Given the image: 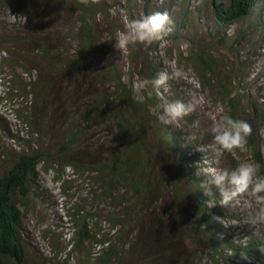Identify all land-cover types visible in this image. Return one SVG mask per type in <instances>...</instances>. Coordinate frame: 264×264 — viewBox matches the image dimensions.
Returning a JSON list of instances; mask_svg holds the SVG:
<instances>
[{
    "label": "trees",
    "instance_id": "16d2710c",
    "mask_svg": "<svg viewBox=\"0 0 264 264\" xmlns=\"http://www.w3.org/2000/svg\"><path fill=\"white\" fill-rule=\"evenodd\" d=\"M6 1L14 0H0V5ZM15 1H18L26 18L25 24L20 26L23 29L20 41L24 47L14 51L15 45L4 44L0 49L6 56L8 53L18 54L29 61L28 64L14 62L11 81L22 83L19 90L32 98L30 104L26 103L28 110L20 115L26 136L11 130L3 120L2 126L0 124L7 136L5 140L9 141V145L6 141V144L0 142V264H26L31 258L35 247L28 239L22 204L29 199L43 200L37 181L39 167H54L57 171L70 168L91 178L89 192L95 208L89 211L78 203L73 217V248L80 253L78 264H201L204 257L209 258L212 264H254L252 260L264 262V233L245 225V236H241V233L213 220V216L224 220L228 218L223 207L217 205L208 209L205 204L207 197L200 187L205 177L195 175V171L201 163L204 166V156L210 153L208 139L197 136L195 132L192 134L183 126L162 124L153 108L158 105L156 93L144 89L134 92V83L123 79L112 60L106 65L104 63L101 71L96 70L89 76V69L85 65L95 56L89 54L94 42L91 29L88 30V37L80 41L79 49L70 53L71 49L64 41L68 34H63L61 19L53 24L47 23L60 10L77 12L82 10V6L88 7L89 0ZM181 1L186 4L183 11L176 7L178 0H156V4L160 12L168 13L172 22L170 32L178 28L184 30L186 19L192 12L195 17L194 12L200 13V8L210 11V18L215 22V27L208 30L212 43H208L207 51L191 52L189 59L194 62L204 84L211 87L217 84L220 87L221 97L228 99L232 108L229 117L244 120L250 125L251 132L245 144L258 166V176L264 177V152L260 136L261 126H264V108L261 111L260 107L253 106V115L242 117L237 110L236 97H230V93L233 81L241 76L243 80L245 73H238L237 69L224 73L210 58L214 46L233 50L239 60L242 56L238 48L247 34L258 31L264 39V0H199L195 5L191 4V0ZM81 14V21L84 22L86 14ZM43 21L49 26L46 31L40 28ZM238 22L246 23L249 31L242 26L234 31L232 37L226 30ZM252 44V48H256L253 39ZM112 47L115 49L114 45ZM17 67L30 75L26 85L23 84V75H16ZM137 95L142 96L143 100L138 101ZM151 132L158 138L159 147L162 146L160 150H164V153L160 151V160L156 159L150 141ZM48 134L53 137L46 142L44 136L48 137ZM91 136L104 140L108 146L105 152L96 153L101 157L98 161L95 157H84L88 147L83 143ZM109 144H114L111 150ZM164 154H167L166 162L163 161ZM157 161L163 167L158 179L153 174ZM126 188L133 190L138 198L134 205L130 204L120 213V217L110 208ZM165 189L169 190L170 195L166 198L169 201L168 209L158 215L154 212L152 220L161 223L171 219L177 223L179 231L184 221L197 233L206 232L211 253L207 248L194 261L183 250L181 241L168 233H155L154 226L150 231L152 220H149L150 226L147 224L146 227L142 219H137L142 207L154 206L153 195H164ZM193 213L198 214L194 219L191 216ZM122 223L125 228L126 225L130 227L125 229ZM109 224L112 227L121 226L116 239L122 240L123 245L112 240ZM135 229L138 232L134 234ZM126 231L129 232L124 236ZM87 242L96 249L99 247V252L86 250ZM129 243H132L131 247L127 246ZM247 260L249 262H245Z\"/></svg>",
    "mask_w": 264,
    "mask_h": 264
},
{
    "label": "rangeland",
    "instance_id": "374dc122",
    "mask_svg": "<svg viewBox=\"0 0 264 264\" xmlns=\"http://www.w3.org/2000/svg\"><path fill=\"white\" fill-rule=\"evenodd\" d=\"M46 1L48 0H44V2ZM178 1L176 7L180 8V11L185 10L186 4L181 0ZM198 1L191 0L190 2L195 5ZM202 1L204 0H200V2ZM88 5V7L82 6V10L79 9L77 12L60 10L53 19L47 22L53 24L57 19H61L60 24L64 27L63 34L64 36L68 34L64 41L70 47V53L79 49L82 43L80 41L88 37L89 29L92 30L94 42L89 48V54L95 56L91 60H87L85 65L89 69L88 75L92 76L96 70L101 71L104 63L106 65L109 60H112L121 71L125 81L133 82L134 85L142 80L147 81L144 90L156 93V103L158 105H154L153 108L155 107L158 114L161 111V105L170 101L178 100L191 105V110L176 125L186 127L185 129L191 131L192 134L195 132L197 136L201 135L208 139L207 147H209L210 153L204 156V166H201V163L200 168L214 167L231 170L238 163L247 161L257 167L258 176V166L246 144L244 151L235 148L231 151H224L217 156L215 151L217 146L213 144L212 136L209 132L213 123H219L221 117L230 116V113H232L228 99L224 100L220 95L218 90L220 87L217 84H214V87L204 84L199 77L194 62L189 59L191 52H197V50L202 49L207 51L208 43H212L213 39L208 34V30L215 27V22L214 19L210 18V11L200 8V13L194 12L195 17H193V12H190L191 14L184 24L186 26L184 30L178 28L174 32H169L160 41L150 43L137 42L123 50H119L112 47L115 44L117 33L124 31L126 23L130 20L160 12L156 0H89ZM156 7L157 9H154ZM194 7L190 9L192 10ZM81 13L86 14L84 22L81 21L83 17ZM170 13L175 12L171 11ZM97 16H99V19H97ZM25 22L26 18L20 10L18 1H6L0 5L1 49H3L4 44L15 45L14 51L23 49L22 47L24 46L20 41L23 29L20 26L24 25ZM47 23H41L40 28L42 31H46L49 28ZM245 24L244 22H238L228 27L226 31L232 37L234 31L237 28H242V26H245L244 28L249 31L247 24ZM69 33H71V36ZM252 39L256 44V48H252ZM244 40L238 48V52L242 56L239 60L233 50L217 49L214 46L211 48L212 51L210 50L212 52L210 53V58L214 59V62L224 73L232 69L239 70L238 73L241 71L245 73L244 79L242 80V76L240 78L242 82L240 79L233 81L234 84L231 86L230 93V97H236L237 110L242 117L253 115V106L260 107L261 111L264 108V106H260L261 103L264 104V39L256 31L252 35L247 34ZM1 49L0 124L2 126L4 121L11 130L26 136L27 132L22 126L20 115L28 110L26 103L30 104L32 97L30 94H23L21 89L19 90L22 83L11 81V77L14 75L11 72H13L14 62L20 61L23 64H28L29 61L18 54L8 53L6 56ZM3 55L5 58H3ZM15 70L16 75L18 74L19 77L23 75V84L25 83L24 85H26L30 81V75L24 73L20 67ZM160 72H166L169 76V79L161 86V89L154 87L151 83ZM260 131L264 152V126H261ZM4 134L5 131L0 127V142L9 145V141L5 140L7 136ZM154 135L151 132L150 141L153 144L154 153L157 155L156 159L160 160L164 150H160L162 146L159 147L160 142ZM52 137L50 134H48V137L44 136L46 142L52 140ZM34 138L36 139L35 136H33ZM36 143L34 142V144ZM83 144L88 147V152L84 157L86 159L95 157L97 161L101 159L99 154L105 152L106 147H108L104 140H98L96 136L86 138ZM99 145L101 146L99 147ZM113 145L109 144V150H111ZM96 153H99L98 156H96ZM166 156L167 154L163 156L164 162L167 161ZM155 165L153 174L158 179L162 175L163 167L158 161ZM60 171H57L54 167H39L37 170V181L40 183L38 189L42 194L43 200L38 202L29 199L25 204H22L24 221L29 231L28 239L35 247L31 252L29 262L26 264H78L80 253L73 248L75 230L73 217L75 206L78 203L83 204L89 211L95 208L94 205L92 206L94 200L89 192L91 178L88 174H80L70 168L60 169ZM132 191L129 188L124 189L122 194H119L118 201L113 204V207L111 206L110 210L112 209L113 213L121 217V214L128 209L127 207L130 204L134 205L138 198ZM165 191L164 195H153L152 203L154 206L151 205L149 208L142 207L140 212H138L137 219H142L141 221L146 227L147 224L148 227L150 226L154 212L158 215L168 209L169 201L167 197H170V195L168 189H165ZM119 203L122 204L119 205ZM223 208L228 215V218L223 219V221L230 224L227 228L241 233V236H245V225L260 233H264V222L248 223L249 216L258 209V205L250 197L241 195L231 209ZM197 215V213H193L191 215L192 219L197 217ZM187 218L189 219L190 215ZM123 222L126 224V221ZM182 223L183 226L179 231L177 223L172 222L171 219L168 221L164 220L161 223H156L152 220L149 229L151 231L154 226L155 233L158 231L159 233H168L172 238L174 236L176 240L181 241L183 250L188 252L190 257L194 258V261L207 248L211 253L212 250L210 248L212 247L209 245L207 233H197L187 222L182 221ZM129 227L126 225L125 228L124 226L125 229ZM119 229H121V226L120 228L119 225L112 227L109 224V235H112V240H117L119 245H123L122 240L116 239ZM128 232L126 231L124 236ZM137 232L138 230L135 229L134 234ZM121 233L123 234V231ZM131 244L129 243L127 246L131 247ZM85 246L86 250H91V253H96L100 250L99 247L96 249L90 242H87ZM86 259L88 260V258ZM252 262L254 264H264L263 261L254 262L252 260ZM7 264L13 263L7 262ZM201 264H212V262L209 258L204 257Z\"/></svg>",
    "mask_w": 264,
    "mask_h": 264
},
{
    "label": "clouds",
    "instance_id": "9594fccd",
    "mask_svg": "<svg viewBox=\"0 0 264 264\" xmlns=\"http://www.w3.org/2000/svg\"><path fill=\"white\" fill-rule=\"evenodd\" d=\"M171 23L167 12H155L130 20L126 23L125 30L117 33L114 47L123 50L137 42L160 41L171 31ZM168 79L166 72H160L151 83L159 88ZM146 84L147 81H139L134 85L133 91L139 92L145 88ZM136 99L142 101L143 97L137 95ZM190 110L191 105L178 100L170 101L161 105L157 119L164 125H175ZM209 132L213 144L217 146L216 155L219 156L222 152L235 148L244 151L246 137L250 134L251 128L244 120H234L229 116H223L219 123H213ZM197 150L202 151L200 148ZM195 175L205 177L200 187L207 197L205 204L208 209L217 205L231 209L237 203L238 198L244 195L250 197L258 205L257 211L249 216L248 223L264 222V177L257 176V167L253 163L247 161L238 163L231 170L214 167L198 168ZM213 220L224 227L230 225L224 223L223 218L219 216H213Z\"/></svg>",
    "mask_w": 264,
    "mask_h": 264
}]
</instances>
